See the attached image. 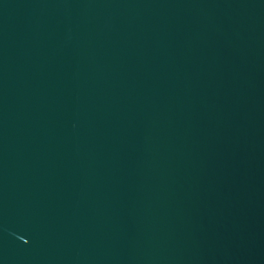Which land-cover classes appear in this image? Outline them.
<instances>
[{
  "label": "water",
  "instance_id": "water-1",
  "mask_svg": "<svg viewBox=\"0 0 264 264\" xmlns=\"http://www.w3.org/2000/svg\"><path fill=\"white\" fill-rule=\"evenodd\" d=\"M0 264H264V0H0Z\"/></svg>",
  "mask_w": 264,
  "mask_h": 264
}]
</instances>
